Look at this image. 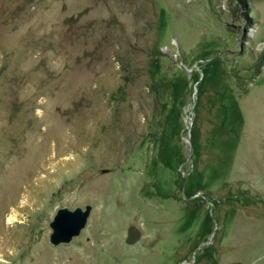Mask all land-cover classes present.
I'll return each mask as SVG.
<instances>
[{"label":"rangeland","instance_id":"obj_1","mask_svg":"<svg viewBox=\"0 0 264 264\" xmlns=\"http://www.w3.org/2000/svg\"><path fill=\"white\" fill-rule=\"evenodd\" d=\"M0 264H264V0H0Z\"/></svg>","mask_w":264,"mask_h":264},{"label":"water","instance_id":"obj_2","mask_svg":"<svg viewBox=\"0 0 264 264\" xmlns=\"http://www.w3.org/2000/svg\"><path fill=\"white\" fill-rule=\"evenodd\" d=\"M92 206L85 204L84 207L77 206L70 209L66 206L56 210L52 220L49 222L51 232L49 241L53 245L68 243L73 237L78 236L80 231L85 227ZM140 231L129 226L125 241L129 244L136 242L140 238Z\"/></svg>","mask_w":264,"mask_h":264},{"label":"bare ground","instance_id":"obj_3","mask_svg":"<svg viewBox=\"0 0 264 264\" xmlns=\"http://www.w3.org/2000/svg\"><path fill=\"white\" fill-rule=\"evenodd\" d=\"M9 218H7L8 220V222H11V221H14V220H16V216H15V214H10L9 216H8Z\"/></svg>","mask_w":264,"mask_h":264}]
</instances>
